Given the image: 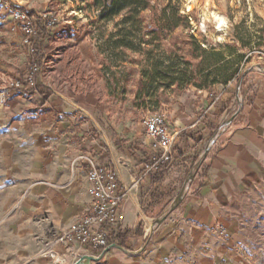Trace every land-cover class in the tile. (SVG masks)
I'll return each mask as SVG.
<instances>
[{"label": "rangeland", "instance_id": "374dc122", "mask_svg": "<svg viewBox=\"0 0 264 264\" xmlns=\"http://www.w3.org/2000/svg\"><path fill=\"white\" fill-rule=\"evenodd\" d=\"M149 1L158 11L167 6L178 7L189 23L159 45L148 47L152 51L148 57L107 48L108 38L116 32L121 17L109 23L100 22L95 0H2L0 26H21L14 18L15 12L45 20L48 37L49 28L76 26L78 33L86 34L87 49L100 74L104 89L101 106L113 135L131 145L136 144L135 139L140 143L150 141L144 122L152 116L162 117L170 132L177 134L171 163L160 173L145 176L147 181L143 179L145 185L139 189L144 211L158 217L153 227L158 226L159 219H167L176 211L179 206L172 210L173 202L195 178L201 180L199 170L210 154L236 149L234 172L229 178L232 187L221 191L218 220L199 242L195 236L188 238L187 250L193 255L192 264H264V0H198L191 11L186 9L185 0ZM207 1L226 18L227 27L222 31L204 19L202 10ZM142 16L146 34L152 12L144 11ZM48 37L44 42L48 56L61 54L60 48L47 42ZM191 37L208 52H219L234 61L239 68V82L228 88L217 87L214 94L194 86L181 92L174 87L159 89V83L147 87L146 72L153 66L164 69L172 63L177 71L191 68L186 62L197 64L189 52ZM4 49L1 44L0 55L8 53ZM29 63L30 72L34 65ZM39 67L43 71V62ZM181 120L182 132L177 125ZM188 139L191 142L186 143ZM180 152H184L183 158H177ZM119 153L125 154L121 149ZM141 164L147 167L150 160ZM153 179L157 181L154 187ZM153 193L161 195V202L155 207L149 205ZM8 209L2 207L1 213ZM21 218L0 224V264H24L23 250L42 255L47 252L46 241L16 238Z\"/></svg>", "mask_w": 264, "mask_h": 264}, {"label": "crops", "instance_id": "0c3cea01", "mask_svg": "<svg viewBox=\"0 0 264 264\" xmlns=\"http://www.w3.org/2000/svg\"><path fill=\"white\" fill-rule=\"evenodd\" d=\"M75 27L49 28L47 42L62 53L49 57L44 45L43 71L28 82L30 53L21 26H0V45L8 52L0 55V224L22 217L16 238L48 242L44 255L23 250L24 264H54L51 255L69 263L78 255L98 259L91 264H192L187 239L195 236L199 242L218 220V201L231 186L236 149L210 154L199 170L201 180L195 178L176 211L153 227L158 217L147 215L139 194L147 181L141 162L149 159L150 141L135 139L131 145L113 135L86 34ZM90 163L114 169L128 194L121 230L110 235L101 252L51 241L87 214ZM2 207L9 209L2 214Z\"/></svg>", "mask_w": 264, "mask_h": 264}, {"label": "trees", "instance_id": "16d2710c", "mask_svg": "<svg viewBox=\"0 0 264 264\" xmlns=\"http://www.w3.org/2000/svg\"><path fill=\"white\" fill-rule=\"evenodd\" d=\"M98 7V20L102 23H109L121 17L117 23L116 32L108 38L107 48L114 50H129L148 57L154 43H159L167 36L173 34L180 27H187L189 21L186 16L180 13L178 7L167 6L161 11L152 7L149 0H95ZM152 12L151 24L148 26L146 34L145 19L142 16L144 11ZM33 19V26L37 29V34L28 37L26 46L30 53L32 65L38 67L35 77L39 75L40 65L44 60V42L48 37V30L45 20L29 15ZM189 52L191 58L197 62L192 65L186 62L184 70H177L172 63L160 69L153 66L146 72L145 85L147 87L159 83V89L176 88L180 92L190 86H194L199 91H206L214 94L217 87L228 88L234 82H239V68L232 60H227L219 52H208L203 49L193 37L190 38ZM32 68V67H31ZM187 143V141H186ZM184 156V152L179 153V157ZM161 170V169H160ZM160 170L157 173H160ZM156 186L157 181L153 179ZM161 195L153 193L151 196V207L161 201ZM138 231L135 233L137 234ZM130 234L122 236V243Z\"/></svg>", "mask_w": 264, "mask_h": 264}, {"label": "built area", "instance_id": "2783aa9c", "mask_svg": "<svg viewBox=\"0 0 264 264\" xmlns=\"http://www.w3.org/2000/svg\"><path fill=\"white\" fill-rule=\"evenodd\" d=\"M2 3V0H0ZM14 18L19 21L24 34L23 44L27 46L28 37L37 34L27 14L15 12ZM34 65L30 69L27 81L32 82L37 72ZM146 134L150 139V164L145 167V176L158 172L166 167L173 159V145L177 134L170 132L166 120L159 116H152L144 122ZM91 164L88 172V194L91 204L87 214L70 224L63 233L55 240L58 245L79 244L82 247L100 251L108 248L109 237L114 231H120V225L124 221L121 212L123 202L127 197L122 192L118 181V175L112 168ZM58 264H68L64 260L51 255ZM76 264L81 257L76 256Z\"/></svg>", "mask_w": 264, "mask_h": 264}, {"label": "bare ground", "instance_id": "6f19581e", "mask_svg": "<svg viewBox=\"0 0 264 264\" xmlns=\"http://www.w3.org/2000/svg\"><path fill=\"white\" fill-rule=\"evenodd\" d=\"M198 0H185V7L188 11H191L194 6L197 4ZM203 17L206 21L213 22L219 31H222V28L227 27V20L212 5L211 1H207L203 10Z\"/></svg>", "mask_w": 264, "mask_h": 264}, {"label": "water", "instance_id": "95a60500", "mask_svg": "<svg viewBox=\"0 0 264 264\" xmlns=\"http://www.w3.org/2000/svg\"><path fill=\"white\" fill-rule=\"evenodd\" d=\"M235 116H233V118L231 119V121L234 119ZM183 196H184V191L173 202L174 204H173L172 210H174L176 207L179 206V204L181 203V200H182ZM164 221H165V218L159 219L157 221V225H160ZM97 260H98L97 258L86 256V257L80 259V261L77 262L76 264H91V262H95Z\"/></svg>", "mask_w": 264, "mask_h": 264}]
</instances>
